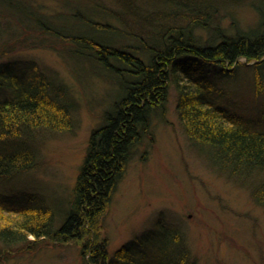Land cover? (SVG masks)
<instances>
[{"label":"trees","instance_id":"1","mask_svg":"<svg viewBox=\"0 0 264 264\" xmlns=\"http://www.w3.org/2000/svg\"><path fill=\"white\" fill-rule=\"evenodd\" d=\"M58 2L56 11L44 13L29 0H0L2 49L25 34L39 35L36 43L58 46L63 60L79 76L89 72L108 77L117 84L120 96L91 133L61 217L51 208L44 210L43 203L31 207L30 199L8 208L10 204L0 197V264L4 253L9 255L4 260L23 251L31 254L39 244L29 241L30 236L55 246L75 243L81 255L88 256L87 264H116L106 262L101 216L151 118L164 110L170 87L177 95L178 121L189 140L213 166L229 177L248 181L252 200L264 208V127L254 120L264 114L257 118L245 110L236 115L216 104L209 87L192 70L198 61L231 70L250 68L254 92L263 96L264 0ZM242 7L251 8L257 17L247 28L237 18ZM33 69L0 64V185L15 167H29L32 152L24 140L29 139L25 133L30 127L46 124L63 129L69 122L65 102L58 103L65 97V86L32 74ZM56 216L59 223L54 227ZM158 238L153 245L147 244L148 238L145 245L139 241L138 248L145 252L154 246L158 256L146 255V263L138 264L183 261L186 254L177 235L163 232ZM17 246L19 250H11ZM131 248L121 250L125 255L119 256V262L137 264V249Z\"/></svg>","mask_w":264,"mask_h":264},{"label":"rangeland","instance_id":"2","mask_svg":"<svg viewBox=\"0 0 264 264\" xmlns=\"http://www.w3.org/2000/svg\"><path fill=\"white\" fill-rule=\"evenodd\" d=\"M29 1L44 13L60 6L59 0ZM237 18L247 28L257 17L251 8L242 7ZM37 36L25 34L4 49L1 37L0 64L32 66V74L60 81L66 94L58 103L65 102L69 122L63 129L46 124L28 129L25 136L29 139L24 142L32 152L30 165L17 166L2 178L0 197L10 204L8 208L25 205L30 199L31 207L43 203L44 210L51 208L61 217L73 193L91 133L102 124L104 111L120 96V90L108 77L89 72H80L79 76L71 63L63 60L58 46L38 44ZM192 70L209 87V96L216 104L220 102L236 115H243L245 110L257 118L264 114V95L255 94L250 68L231 70L198 61ZM176 101L177 95L170 87L164 110L151 118L110 194L100 220L106 262L122 264L119 256L125 254L121 250L134 246L136 263H146V255L157 257L158 249L153 246L145 253L137 244L141 241L145 245L143 241L148 238L147 244L153 245L165 232L177 235L186 254L177 264H264V208L252 200L248 181L229 177L211 164L207 154L196 149L178 121ZM254 120L256 126L264 127V117ZM28 240L40 246L34 245L31 254H12L8 260H4L3 256L8 255L4 253L1 264H87L88 256H82L75 243L55 246L33 236Z\"/></svg>","mask_w":264,"mask_h":264}]
</instances>
